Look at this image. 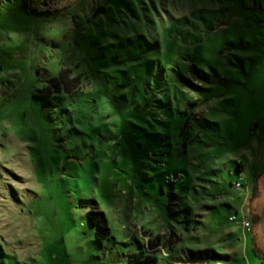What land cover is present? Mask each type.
<instances>
[{"label": "rangeland", "instance_id": "374dc122", "mask_svg": "<svg viewBox=\"0 0 264 264\" xmlns=\"http://www.w3.org/2000/svg\"><path fill=\"white\" fill-rule=\"evenodd\" d=\"M55 4L0 0V264H262L229 217L264 204V0Z\"/></svg>", "mask_w": 264, "mask_h": 264}, {"label": "trees", "instance_id": "16d2710c", "mask_svg": "<svg viewBox=\"0 0 264 264\" xmlns=\"http://www.w3.org/2000/svg\"><path fill=\"white\" fill-rule=\"evenodd\" d=\"M60 0H55L51 4L50 2H47L45 0H25L26 3V10L27 11H34L37 13H43V14H58L61 12V8L63 6L59 7L57 4L54 3L58 2ZM190 72L193 74L194 77L197 79H202L205 78L206 75L201 71L195 68L194 66L190 68ZM241 170V163L237 164V169L236 172L240 173ZM252 195V194H251ZM252 196L250 198V202L252 201ZM95 201L89 200L86 202H81V205L83 204H89L90 205V212H89V221L91 225H93L97 229V234L96 236L98 238L105 237L108 234V228L106 226V220L104 217V214L101 211H97L96 208L91 207V205H96L94 204ZM97 206V205H96ZM250 220L252 224H260V215L252 214L250 216ZM252 248L255 253V255L259 258L260 262L264 264V251L259 248L253 241H252ZM191 262L190 264H201L206 261H213L217 259H222L220 254H217L213 252L212 250H198V251H193L191 252ZM136 264H154V262L150 261L148 258L142 262H138Z\"/></svg>", "mask_w": 264, "mask_h": 264}, {"label": "crops", "instance_id": "0c3cea01", "mask_svg": "<svg viewBox=\"0 0 264 264\" xmlns=\"http://www.w3.org/2000/svg\"><path fill=\"white\" fill-rule=\"evenodd\" d=\"M243 167H242V164H241V170H243L242 169ZM242 171H240V173H241ZM257 185V184H256ZM250 198H251V192L250 191H247V193H246V195H245V197H244V205L245 206H249V213H247V214H243L244 216H246L247 218H249L250 219V216L252 215V214H258V213H261V209H262V207H261V209H260V212L258 211V213H257V204L259 203V200H254L253 201V203H252V201L250 202ZM263 206V205H262ZM256 224L254 225V224H252V227H251V230L248 232V231H244V230H242L241 228H240V226L238 227V230H241V232H243L245 235H247V234H249L250 235V241H251V243H252V241L257 245V243H256V239H257V234H256V232H255V228H256Z\"/></svg>", "mask_w": 264, "mask_h": 264}, {"label": "built area", "instance_id": "2783aa9c", "mask_svg": "<svg viewBox=\"0 0 264 264\" xmlns=\"http://www.w3.org/2000/svg\"><path fill=\"white\" fill-rule=\"evenodd\" d=\"M234 187H235V190H240L242 188L240 178H239L238 182H236L234 184ZM236 216H237V213L234 214L233 216L229 217V221L239 224V226L242 230L249 232L251 230V227H252L251 220L242 214L240 221L237 222Z\"/></svg>", "mask_w": 264, "mask_h": 264}, {"label": "water", "instance_id": "95a60500", "mask_svg": "<svg viewBox=\"0 0 264 264\" xmlns=\"http://www.w3.org/2000/svg\"><path fill=\"white\" fill-rule=\"evenodd\" d=\"M103 11H104V9H102V8L96 10L95 16L99 13H102ZM260 228H261V232H262L263 239H264V204L262 206V210H261V214H260Z\"/></svg>", "mask_w": 264, "mask_h": 264}]
</instances>
